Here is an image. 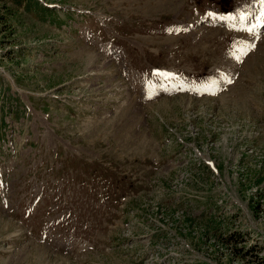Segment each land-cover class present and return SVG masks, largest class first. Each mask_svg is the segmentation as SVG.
I'll return each mask as SVG.
<instances>
[{
    "label": "rangeland",
    "instance_id": "obj_1",
    "mask_svg": "<svg viewBox=\"0 0 264 264\" xmlns=\"http://www.w3.org/2000/svg\"><path fill=\"white\" fill-rule=\"evenodd\" d=\"M0 264H264V0H0Z\"/></svg>",
    "mask_w": 264,
    "mask_h": 264
},
{
    "label": "bare ground",
    "instance_id": "obj_2",
    "mask_svg": "<svg viewBox=\"0 0 264 264\" xmlns=\"http://www.w3.org/2000/svg\"><path fill=\"white\" fill-rule=\"evenodd\" d=\"M261 16H262L261 13L257 16V19H256V20L260 19V21H259L258 23H257V22L254 23V24H256V26H257L259 23H263V21H261V20H262Z\"/></svg>",
    "mask_w": 264,
    "mask_h": 264
},
{
    "label": "trees",
    "instance_id": "obj_3",
    "mask_svg": "<svg viewBox=\"0 0 264 264\" xmlns=\"http://www.w3.org/2000/svg\"><path fill=\"white\" fill-rule=\"evenodd\" d=\"M261 181V179H259Z\"/></svg>",
    "mask_w": 264,
    "mask_h": 264
}]
</instances>
